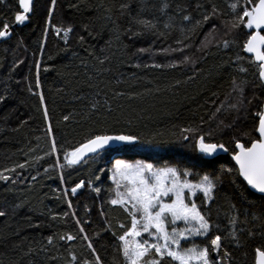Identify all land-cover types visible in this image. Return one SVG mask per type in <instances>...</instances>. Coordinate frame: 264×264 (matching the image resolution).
<instances>
[{
    "label": "trees",
    "instance_id": "obj_1",
    "mask_svg": "<svg viewBox=\"0 0 264 264\" xmlns=\"http://www.w3.org/2000/svg\"><path fill=\"white\" fill-rule=\"evenodd\" d=\"M70 3L78 4L79 0H57L51 17V24L57 27L74 25L67 45L63 33L58 36L49 26L51 0H34V11L29 19L17 27L12 25L15 11H21L18 0L0 4V27L4 19L12 26L11 36L0 42V96L6 97L0 101V172L15 168L19 173L4 172L10 180H0V211L6 213L0 217V264H29V261L33 264H69L70 252L77 257L72 264H83L85 259L95 264L92 251L87 247L89 242L100 256L101 264H125L118 251L120 242L117 237L123 234L119 227L121 224L130 226V217L121 206L110 203L115 198V185L109 175L114 160H140L157 167L187 168L193 173L190 177L193 182L205 173L218 176L221 168L235 167L229 157L234 148L232 137L249 132L253 127L250 113L247 120L241 113V119L232 129L223 127L220 122L231 124L236 114L216 113L220 102L231 92L233 76L249 81L245 91L247 98L255 94L264 99V89L253 87L258 83L254 75L256 69L246 62L250 56L242 51L246 30L228 32L223 23L231 19L227 14L228 0H171L172 6L168 10L173 17L171 21H168V16L146 12L143 14L145 18L158 17L155 32H144L136 38H130L131 33H124L120 39H116L110 23L101 31L103 21L96 20V17L102 14L103 9L98 12L95 7L100 0H84V3H79V8L69 7ZM106 3L114 5L113 17L121 33L129 26L133 31L137 30L131 21V16L136 15L137 0H106ZM122 3L129 4L123 14L119 9ZM197 4L203 7L198 8ZM213 5L218 14L199 29L192 40L185 41L190 47L182 53H161V49L182 47L175 43L183 38L179 29L191 27L196 20L202 19L203 13L211 12ZM177 6L186 10L177 12ZM183 15L191 16V24L183 21ZM166 22L171 25L168 29L164 28ZM84 23H89L92 36L82 30ZM213 24L218 31L215 39L208 37L211 44L208 54L204 55L198 48ZM46 27L49 28L47 33ZM161 32L163 36L159 34ZM80 36L85 37L83 44L79 42ZM222 39L235 40L237 46L217 48L216 42ZM41 43L45 45L43 50ZM65 47L68 51H61ZM140 48L148 49V52L141 54L137 51ZM237 51L246 58L240 65L247 68L246 74L234 71L237 67L234 62L230 65L225 63L230 58L234 60ZM50 56L53 59H49ZM184 56H189L190 61L176 63ZM37 60L41 62L39 70L36 68ZM173 63L174 67L169 66ZM14 64L17 67L13 69ZM154 64L163 67L156 68L152 66ZM222 64L224 66L219 67ZM37 79L39 88L36 87ZM29 86L32 92H29ZM94 101L99 102L98 108L90 110ZM45 109L50 117L48 121L44 119ZM65 116L69 117L67 121ZM49 125L61 151L57 155L46 156L35 167L16 168L26 160L31 162L49 152L53 139L47 132ZM185 127L204 133L213 131L215 141L225 143L229 152L209 157L194 151L179 139L180 129ZM121 131L139 135L142 143L110 148L94 161L71 168L61 170L55 167L57 159L63 163L64 150L83 142L89 134H117ZM101 168L105 171L100 172ZM61 175L65 181L63 184ZM97 176L99 180H96ZM222 179L224 183L217 189V199L209 207H203L201 193L196 194L193 201L202 206V211L211 217L212 223L226 227V205L222 194L227 193L233 197V203L241 206L235 186L230 181L235 179L237 185L245 183L238 176H224ZM80 180L93 181L101 191H92L86 183L73 195L70 189ZM66 190L67 199L64 196ZM246 195L257 204L264 199L250 190ZM21 204L22 207H16ZM73 212L80 220L79 225L73 218ZM65 213H68L66 217ZM54 216L57 219H53ZM30 224H39L40 227H30ZM80 227L85 229L84 233L79 231ZM66 234L73 235L75 239H59ZM84 235L89 240H84ZM49 236L54 237L51 245L47 243ZM205 242L202 238L195 240L199 244ZM262 244L264 240L259 236L248 240L240 249L232 241H225L227 250L233 253L238 264H253L254 248ZM41 246L48 251H42ZM29 247L34 251L24 255ZM245 252L248 253L246 257L243 255Z\"/></svg>",
    "mask_w": 264,
    "mask_h": 264
},
{
    "label": "snow or ice",
    "instance_id": "obj_2",
    "mask_svg": "<svg viewBox=\"0 0 264 264\" xmlns=\"http://www.w3.org/2000/svg\"><path fill=\"white\" fill-rule=\"evenodd\" d=\"M6 3L7 0H0V4ZM79 3H84V0H79ZM79 3H70L69 7L79 8ZM137 3L136 15L131 16V21L137 26V30L133 31L132 27L129 26L121 33L120 26L113 17L114 5H109L106 0H100V3L95 7L98 12L103 9L102 14L96 17V20L103 21L100 26L101 31L110 23L113 26L112 31L116 33V39H120V36L124 33H131L130 38H136L144 32H155L157 29L158 17L153 15L151 19H148L144 17V13H159L162 16H168V21L173 19L168 14V10L172 6L171 0H137ZM51 4L52 7L48 9L49 26L58 36L61 32L63 33V39L65 45H67L70 34L74 31V25L69 24L67 27L52 25L51 17L54 15L57 0H51ZM18 7L22 11H15L14 22L22 24L29 19V14L34 11V0H18ZM88 7L91 8L92 5H88ZM197 7L201 8L203 6L197 4ZM128 8V3L119 5L122 14L123 10ZM228 9L227 14L231 16V19L223 23L228 32L234 30L239 32L241 29L248 30L245 33L246 39L243 42L242 51L250 54V58L246 60L237 51L234 60L230 58L225 63L230 65L234 62L237 65L234 71L246 74L247 68L240 66L246 60L248 64L253 65L256 69L254 75L258 83H254L253 87L264 89V0H228ZM185 10L177 6V12ZM217 14L218 9L213 5L211 12L203 13L202 19L196 20L191 27H181L179 31L183 38L177 39L175 43L182 47L161 49V53H182L191 46L185 41L192 40L194 34L198 35V30L209 24ZM182 19L191 24L190 15H183ZM10 27V23L7 19H4L2 27H0V38L10 36ZM170 27V23H164L165 29ZM81 28L89 36L93 35L89 23L82 24ZM48 31L49 28L46 27L45 33ZM217 31V26L213 24L205 39L201 41L198 50L203 51L204 55L208 54L207 50L211 44L208 37L211 36L212 39H215ZM159 34L164 35L162 32ZM78 39L83 44L85 37L80 36ZM235 46H237L235 40L222 39L216 42L217 48L229 49ZM40 47L43 50L44 43H41ZM61 51H68V49L65 47ZM137 51L143 54L148 52V49L140 48ZM73 55L75 56V53ZM49 59H53V57L50 56ZM189 61L190 57L184 56L182 61L176 63H187ZM147 66L145 65V67ZM152 66L156 68L163 67L160 64ZM169 66L174 67L175 63ZM223 66L222 64L219 67ZM12 67L14 69L17 65L14 64ZM40 67L41 62L37 60V70ZM47 70L45 68V71ZM231 83V92L226 95L225 100L220 102V105L216 108V113L226 111L236 115L231 124L223 125V121H221V125L225 128H235L236 123L241 119V113H243L245 120L248 119L249 113L253 119L251 131L241 132L240 136L234 135L232 137L234 148L231 150V158L235 161L234 168H221L218 176L205 173L195 182L190 179L193 175L190 169H181L178 166L165 165L157 167L152 163L137 161L132 164L117 159L113 168L109 170L112 173L111 179L115 184V198L111 199L110 203L121 206L130 217V226L126 227L121 224L119 227L123 230V234L117 237L120 242L118 251L122 254L125 264H238L233 253L227 250L226 240L232 241L237 249L245 247L247 241L254 239L256 236L264 240V199L257 204L246 195L248 190L251 189L255 193L264 196V99L255 94L251 98L245 96L249 84L247 79L238 80L236 76H233ZM36 87H40L39 79L36 81ZM28 90L32 92L31 86ZM5 98V96H0V101ZM40 101L43 105L44 97L42 94L40 95ZM98 103V101L92 102L90 110L97 109ZM44 119L45 121L50 119L47 109L44 111ZM68 119L69 117H64L65 121ZM47 132L49 136L53 137L49 152L45 153L44 156L35 157L31 162L26 160L24 163L16 165V168L35 167L46 156L57 155L61 151V148L57 147L51 125L48 126ZM179 139L182 143L189 144L194 151L205 156H213L218 150L229 152V148L226 147L225 143L215 141L213 131L204 133L191 127H185L180 129ZM112 142L125 146H135L142 143V140L139 135L132 132L121 131L117 134H107V132L91 133L84 138L83 142L71 147L70 150H64L63 163L57 159L55 167L63 170L66 167L71 168L81 163L94 161L102 152L110 148ZM45 171L47 172V169ZM104 171V168L100 169V172ZM4 172H15V168L5 169ZM4 172H0V180H10V176L5 175ZM15 174L19 175L18 172H15ZM224 176H238L246 182V184L237 185L235 179L230 181L235 186L234 190L241 206L233 203V197L227 193L222 194L226 205L224 212L227 220L226 227H222L218 223H212L211 217L205 211H202V206L191 199L197 192L202 193L203 207H209L217 199L216 192L218 187L223 185L224 180L222 177ZM32 179L35 180L36 177H32ZM99 179L100 177L97 176L96 180ZM61 183H65L63 175H61ZM86 183L92 191L96 193L101 191L100 188L94 186L93 181L80 180L70 189L71 193L73 195L77 194L78 190L84 188ZM64 196L67 199V190L64 192ZM22 206L21 204L16 207ZM68 207L72 208L71 201L68 202ZM101 214L103 215V212ZM5 215V212L0 211V217ZM67 215L68 213L64 214L65 217ZM72 215L76 224L79 225L80 220L76 219L75 212ZM27 219L31 220V217ZM53 219H57V217L54 216ZM178 222H182L184 227H178ZM29 226L40 227L39 224H30ZM79 231L84 233L85 229L80 227ZM214 232L216 234H213ZM195 237H200L206 242L201 244L192 243L190 247L182 246V242L192 240ZM59 239L73 241L75 237L66 234L59 236ZM83 239L89 240V237L84 235ZM47 243L49 245L53 244L54 237H47ZM87 247L92 251L95 264H101V258L96 254L93 244L89 242ZM41 250L48 251L44 246H41ZM33 251L34 249L29 247L24 255H29ZM213 254H215L214 258ZM69 255L71 256L69 264H72V261H76L77 257L71 252ZM243 255L246 257L248 253L245 252ZM29 264H33V262L29 261ZM83 264H92V262L85 259ZM253 264H264V244L254 248Z\"/></svg>",
    "mask_w": 264,
    "mask_h": 264
},
{
    "label": "rangeland",
    "instance_id": "obj_3",
    "mask_svg": "<svg viewBox=\"0 0 264 264\" xmlns=\"http://www.w3.org/2000/svg\"><path fill=\"white\" fill-rule=\"evenodd\" d=\"M10 28H12V26ZM116 160L117 159L114 160L113 166H114ZM137 161H140V160H137ZM137 161H126V162L135 164ZM142 162H145V161H142ZM145 163H149V162H145ZM113 166L111 167V169L113 168ZM109 175H110V179H111V175H112L111 171L109 172ZM111 181H112V179H111ZM112 183H113V181H112ZM113 185H115V184L113 183ZM196 194H199V192H197ZM194 196L191 197L192 200H193ZM178 227H181V228L184 227L183 223L182 222H178ZM145 238H147V236H145ZM197 239H200V237H195L192 240H189V241H186V242H182V246L183 247H190L192 245V243H195V240H197ZM197 244H199V243H197Z\"/></svg>",
    "mask_w": 264,
    "mask_h": 264
},
{
    "label": "water",
    "instance_id": "obj_4",
    "mask_svg": "<svg viewBox=\"0 0 264 264\" xmlns=\"http://www.w3.org/2000/svg\"><path fill=\"white\" fill-rule=\"evenodd\" d=\"M22 11V10H21ZM31 14V13H30ZM29 14V15H30ZM21 24H17V23H15L14 22V24H13V27H17V26H20ZM248 30H246V32H247ZM11 34H12V32H11V29H10V36H11ZM9 36V37H10ZM6 38H8V37H4V38H0V41H2L3 39H6ZM244 54H246V53H244ZM247 55H250V54H247ZM122 144H119V143H117V142H112V144H111V146H110V148H115V147H117V146H121ZM109 148V149H110ZM106 150H108V149H106ZM105 150V151H106ZM225 152L223 151V150H218L216 153H214L213 154V156H215V155H221V154H224ZM230 157H231V155H230ZM232 159V158H231ZM234 163H235V161H234ZM240 179L242 180V178L240 177ZM243 181V180H242ZM244 182V181H243ZM245 184H246V182H245ZM250 191H252V192H254L253 190H251V189H249ZM255 193V192H254ZM256 194H258V193H256ZM258 195H260L261 196V194H258ZM264 197V196H263Z\"/></svg>",
    "mask_w": 264,
    "mask_h": 264
},
{
    "label": "bare ground",
    "instance_id": "obj_5",
    "mask_svg": "<svg viewBox=\"0 0 264 264\" xmlns=\"http://www.w3.org/2000/svg\"><path fill=\"white\" fill-rule=\"evenodd\" d=\"M21 10V9H20ZM14 24V23H13ZM13 26V25H12ZM11 29V28H10ZM9 38V37H8ZM7 39V38H6ZM3 40H5V39H3ZM2 40V41H3ZM1 42V41H0ZM245 55H247V54H245ZM247 56H250V55H247ZM222 155V154H221ZM230 155H232V153L231 154H229V157H230ZM215 156H217V155H215ZM230 159H231V157H230ZM232 160V159H231ZM232 162H233V164L235 165V163H234V161L232 160ZM245 183V182H244Z\"/></svg>",
    "mask_w": 264,
    "mask_h": 264
}]
</instances>
